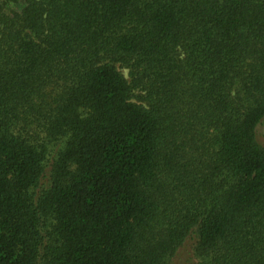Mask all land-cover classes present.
<instances>
[{
    "label": "trees",
    "instance_id": "1",
    "mask_svg": "<svg viewBox=\"0 0 264 264\" xmlns=\"http://www.w3.org/2000/svg\"><path fill=\"white\" fill-rule=\"evenodd\" d=\"M264 0H0V264H264Z\"/></svg>",
    "mask_w": 264,
    "mask_h": 264
},
{
    "label": "rangeland",
    "instance_id": "2",
    "mask_svg": "<svg viewBox=\"0 0 264 264\" xmlns=\"http://www.w3.org/2000/svg\"><path fill=\"white\" fill-rule=\"evenodd\" d=\"M259 134H260V138L262 140H264V124L260 126V128H259Z\"/></svg>",
    "mask_w": 264,
    "mask_h": 264
}]
</instances>
